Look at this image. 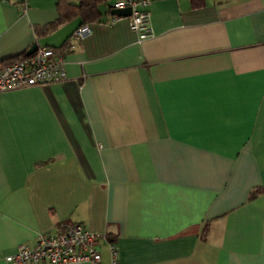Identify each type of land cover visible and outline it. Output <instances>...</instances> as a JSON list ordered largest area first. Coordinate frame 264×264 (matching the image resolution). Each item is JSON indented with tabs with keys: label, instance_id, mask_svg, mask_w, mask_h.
<instances>
[{
	"label": "crops",
	"instance_id": "0c3cea01",
	"mask_svg": "<svg viewBox=\"0 0 264 264\" xmlns=\"http://www.w3.org/2000/svg\"><path fill=\"white\" fill-rule=\"evenodd\" d=\"M113 10L43 38L57 0L0 3V69L69 42L66 82L0 94V264L65 223L118 264H264V0H151L143 41Z\"/></svg>",
	"mask_w": 264,
	"mask_h": 264
},
{
	"label": "built area",
	"instance_id": "2783aa9c",
	"mask_svg": "<svg viewBox=\"0 0 264 264\" xmlns=\"http://www.w3.org/2000/svg\"><path fill=\"white\" fill-rule=\"evenodd\" d=\"M6 0H0V3ZM151 0H117L113 8H131L128 17L131 32L139 41L153 37ZM26 11V9H24ZM123 17L114 16L112 23ZM93 34V27L85 24L75 36L85 40ZM65 56L56 49L38 48L29 57L0 69V94L36 86L58 85L66 82ZM107 244L113 264H118V249L107 236L91 231L80 223H65L53 234H40L34 246L22 244L17 251L5 257V264H101L102 246Z\"/></svg>",
	"mask_w": 264,
	"mask_h": 264
},
{
	"label": "trees",
	"instance_id": "16d2710c",
	"mask_svg": "<svg viewBox=\"0 0 264 264\" xmlns=\"http://www.w3.org/2000/svg\"><path fill=\"white\" fill-rule=\"evenodd\" d=\"M114 3L115 0H57V20L43 26H35V32L38 37L46 38L63 25L72 21L80 20L81 24L79 27L85 24L91 25L98 23L105 15H110ZM204 6L205 0H192V7L194 9H199ZM102 8H105V11H103ZM67 48H69L68 40L61 47L52 49L59 50L62 54H65L68 50ZM26 57L24 53L20 58H14L10 62L4 63V66L18 62ZM262 193H264V189L254 190L250 195V200L256 199ZM206 236L207 229L204 233V239H206ZM111 242L113 243V240Z\"/></svg>",
	"mask_w": 264,
	"mask_h": 264
},
{
	"label": "water",
	"instance_id": "95a60500",
	"mask_svg": "<svg viewBox=\"0 0 264 264\" xmlns=\"http://www.w3.org/2000/svg\"><path fill=\"white\" fill-rule=\"evenodd\" d=\"M112 14L118 17H130L132 14L131 8L114 9ZM38 49L37 44L33 45L32 48L27 52L26 56L29 57L34 54Z\"/></svg>",
	"mask_w": 264,
	"mask_h": 264
}]
</instances>
